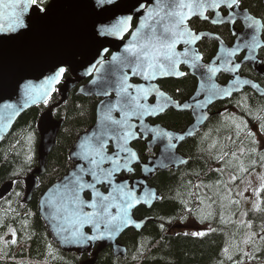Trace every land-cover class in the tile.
<instances>
[{
    "label": "water",
    "instance_id": "95a60500",
    "mask_svg": "<svg viewBox=\"0 0 264 264\" xmlns=\"http://www.w3.org/2000/svg\"><path fill=\"white\" fill-rule=\"evenodd\" d=\"M176 2L177 0H50L44 12H40L37 5L29 7L22 17L24 28L16 32H0V143L11 132L20 116L38 105H44L52 97L61 84L66 69L76 79L66 80L59 88L62 101L68 97L69 92L78 87L82 78L91 80L86 85L79 86L77 94L86 98H102L97 105L95 122L78 136L70 151L69 157L74 167L49 187L38 201L39 216L52 242L62 252L84 255L92 247H96L92 259L83 264H96L99 255L108 248L112 250L114 257L126 258V248L118 243L120 237L128 230L141 232L148 223L153 222L150 218L136 220L133 216L134 210L140 207L151 209L162 200L149 186L148 181L157 172H166L169 169L177 171L188 163L189 160L178 153V148L186 140L193 139L200 133L211 117L209 109L212 105L228 100L244 89L264 97V90L258 83L238 74L240 67L248 64L264 78V67L258 59V51L264 47L261 40V23L258 27L250 26L247 17L251 16L242 12L245 29L238 35L232 47L224 45L215 35L206 32L195 34L189 26L193 18L205 21L207 12L214 14L215 22L221 21L219 10L229 9L226 0H219L220 6L217 8H206L203 17L200 16L199 10L194 11L180 25L181 31L186 29L199 38L190 43L184 42L186 39L191 40L187 35L177 38L175 52L179 54V63L173 69L157 68L155 77L150 76L147 80L141 69L133 72L135 60L132 52L127 49L138 51L149 38L159 36L164 26L176 19L167 15L173 10L172 6ZM204 2L211 3L212 0ZM133 20L136 25L132 30ZM8 22L6 16L0 19V24L5 28ZM202 40L218 44L217 54L209 63L202 61L197 49ZM243 50L246 52L245 59L239 65L233 64L234 56ZM108 52L112 54L105 60ZM61 68L64 72L57 79L56 73ZM181 68L187 69L189 75L197 80L195 93L182 104L171 99L158 84L163 80H178L184 77ZM221 73L230 76L229 82L223 86L216 81ZM122 88L125 90L121 91ZM141 89L149 90L146 97ZM132 97H136V100H132ZM151 100L153 102H150ZM137 103L142 107L137 108ZM145 108L148 109L147 112L144 111ZM153 109L156 111L153 112ZM169 110L190 113L192 124L183 132H172L149 122ZM106 116L111 119H106ZM62 126L63 121L54 119L50 110L44 112L39 119L37 168L25 180L26 204L31 202L37 189L38 177L45 174L46 161ZM125 132L132 135L125 138ZM99 140L105 142V160L100 163L99 169H96L97 179L101 181L97 183L91 174L85 175L81 171L93 167L81 158V145L91 144L98 147ZM139 140L146 141L149 151L157 150L155 158L147 162L140 159L133 148V144ZM121 147L125 150L121 151ZM132 153H135V159H131ZM108 157L119 161V168L111 177L106 176V171L113 169L114 164ZM134 167H139L140 178L134 181L124 180L122 177L118 179L122 175L134 173ZM77 177H82L85 184L95 185L94 189L86 187L80 192V198L86 203H91L93 199L99 203L100 197L108 196L109 200L104 201L105 204L114 202L124 209L127 208V203L131 202L133 206L127 208V219L131 222L120 224L119 231L115 232L107 231L103 221H100L98 226L93 223L73 225L71 219L65 218V185ZM12 187V183L4 184L0 188V198L6 196ZM128 192H131L135 199L129 201L127 196L121 199V196ZM96 193L100 195L96 196ZM86 194L91 196L90 200L85 198ZM84 210L93 211L91 208ZM109 211L112 216L124 215L123 211L118 213L115 207ZM75 227L80 228L82 236L72 237ZM176 229L181 228L178 226ZM89 236H96L97 239L89 240ZM65 237L68 239H64Z\"/></svg>",
    "mask_w": 264,
    "mask_h": 264
},
{
    "label": "trees",
    "instance_id": "16d2710c",
    "mask_svg": "<svg viewBox=\"0 0 264 264\" xmlns=\"http://www.w3.org/2000/svg\"><path fill=\"white\" fill-rule=\"evenodd\" d=\"M48 1L43 0L41 7ZM244 3L256 12L264 10L259 0ZM205 45L204 54L213 52L214 45ZM158 84L178 102L190 98L195 89L189 75ZM262 109L264 98L252 92L214 105L206 127L178 148L188 163L177 171L157 172L148 181L162 199L147 213L153 222L141 232L129 230L123 234L119 242L127 250L125 259L114 257L106 249L96 264H264V190L260 209L247 213L244 219H240L244 208L236 193L237 183L257 170L264 171ZM46 110L52 111L54 119L63 121V126L33 201L27 205L24 184L37 168L38 122ZM93 116L89 99L71 93L62 102L55 93L45 105L20 116L0 143V188L6 183L13 185L0 199V264H83L91 258L93 251L85 256L63 253L51 241L38 214L37 201L44 191L41 186L49 187L72 168L69 153L77 137L93 124ZM156 122L172 132H183L192 120L188 113L168 111ZM133 148L144 160L145 148L137 143ZM134 171L133 177L139 178V169ZM214 191L229 200L227 208L222 205L225 200L217 199ZM192 221L209 227V231L195 237L185 231L167 232L173 226L192 231Z\"/></svg>",
    "mask_w": 264,
    "mask_h": 264
},
{
    "label": "snow or ice",
    "instance_id": "6c2138e0",
    "mask_svg": "<svg viewBox=\"0 0 264 264\" xmlns=\"http://www.w3.org/2000/svg\"><path fill=\"white\" fill-rule=\"evenodd\" d=\"M43 2V0H0V19L8 18L9 22L7 27L3 24H0V32H16L19 29L25 27L23 22V15L27 12L30 6L32 5H39ZM220 6L219 0H212L211 3H205L204 0H198V2H194V0H177V2L172 6L173 10L167 13L168 17H175L176 19L169 25H165L163 28V32L159 36H154L148 39V42L141 45L138 51H133L132 49H127V51L132 52V55L135 60V67L133 68V72L135 73L137 69L142 70V74L144 78L147 80L149 77H155L156 71L155 69L160 68H169L173 69L176 64L179 63L177 59L178 53L175 52V45L177 43L178 37H184L185 35L191 37V40H185V43H190L199 37L193 36L187 30H180V25H182L194 11L199 10V14L201 17L204 16V10L208 7L217 8ZM226 6L228 8H233L238 6V0H226ZM183 9H187L188 11L185 12ZM40 12H44L45 9L43 7H39ZM250 22V26H259L260 22L253 20L251 17H247ZM155 31V30H154ZM253 42H255V37H253ZM187 53H185L186 55ZM116 59V57H113ZM212 72H215V69H209ZM64 72V69L61 68L56 73V78L58 79ZM168 74V73H164ZM178 75H183V73H177ZM131 87V85H128ZM125 89H121L124 91ZM143 91L145 97L148 94L147 89H141ZM132 100H136V97H132ZM136 107H142L139 103L136 104ZM145 112L148 111L147 108L144 109ZM156 111L153 109V112ZM264 111V109H262ZM134 114V113H133ZM106 119H111L110 116H106ZM116 123V122H114ZM239 127V126H237ZM261 128L264 129V122L261 124ZM132 133L125 132L124 137L131 136ZM251 135V133H249ZM31 139V138H29ZM99 139V138H97ZM183 139V137H180ZM105 148V142L103 140H99V146L94 147L91 144L88 145H81L82 149V159L88 161L93 167L89 168L87 171L81 169L85 175L91 174L93 179L96 180L97 183L101 182L97 179V171L99 169L100 163L105 160V156L103 154V149ZM125 149L121 147V151ZM118 155V154H117ZM99 157V159H97ZM107 159L112 160L114 164L113 169H109L106 171V176L111 177L113 172L119 168V161L118 159H113L112 157H108ZM131 159H135V153L131 154ZM130 170V169H129ZM103 171V170H102ZM241 171H246V169L241 168ZM235 179V178H234ZM264 180V177H261ZM86 187L95 188L94 184L88 185L82 181V177H77L75 180L70 181L69 184L65 185L66 191V206H64V212L67 213L66 219H71L73 225L79 224L83 225L84 223H93L94 225L98 226L100 221H103L105 224V229L107 231H119L120 224L130 223L127 219V208H131L133 205L131 202L127 203V208L121 209L119 205L116 203H108L105 204L104 201H108V196L100 197V202L97 203L95 199L91 203H86L80 198V192L83 191ZM260 190H264V184L261 185V189L257 190V193ZM123 193V188L120 189ZM99 196V193L95 194ZM111 195V194H110ZM124 196L128 197V200L131 201L135 199L132 196L131 192L124 193L121 196V199H124ZM113 200L115 198L113 197ZM117 208L118 213L123 211L124 215H117L112 216L109 209L110 208ZM91 208L93 211L87 212L84 209ZM118 221V223H117ZM139 227V225H137ZM66 231L67 229H63ZM72 237L77 238L82 236L83 234L80 232L79 227H75L74 231L72 232ZM194 235H203V233H194ZM64 239H68L65 237ZM89 240L97 239L96 236H89ZM264 240V237H261ZM15 243V241H13ZM244 243H248V240H245Z\"/></svg>",
    "mask_w": 264,
    "mask_h": 264
},
{
    "label": "flooded vegetation",
    "instance_id": "af4514ba",
    "mask_svg": "<svg viewBox=\"0 0 264 264\" xmlns=\"http://www.w3.org/2000/svg\"><path fill=\"white\" fill-rule=\"evenodd\" d=\"M245 0H238V6L237 7H233V8H221L219 10L220 14H221V21H218V22H215L214 21V14L211 13V12H207L206 15H205V18L206 20L205 21H202L200 20L199 18H193L192 21L190 22L192 24V28L190 26V28L192 29V32H194L195 34H199V33H202V32H206V33H209V34H212V35H215L217 36L223 43L224 45H226L227 47H232L233 44L235 43V40L237 39L238 35L241 34L245 27H244V22H243V19H242V16H241V13L242 12H247L252 18H254L255 20H258L260 21L261 23V40L262 42L264 43V10H261L260 12H256L254 11L252 8H249L247 5H245L244 3ZM260 1V4L261 6L264 8V0H259ZM224 20H227L228 22H223ZM230 21H232V24H230ZM135 24V20H133V24H132V27L134 26ZM190 25V24H189ZM205 44H212L214 45L213 47V52H211L210 54H204V51H206V45ZM197 49H198V52L200 53L201 57H202V61L204 63H209L217 54V51H218V44L215 43V42H211V41H207V40H202L198 46H197ZM112 52H108L106 55H105V60L108 59L110 56H111ZM246 57V52L243 50V51H240L236 56H234V63L233 64H236V65H239L242 63V61L245 59ZM258 59L261 60V65L264 67V47L260 48L259 51H258ZM182 72L185 73L184 77L186 75H189V72L186 70V69H181ZM239 76L242 77V78H248L256 83H258L260 85V87L264 90V78L259 76L255 71H254V68H252L250 65L248 64H244L240 67V70L238 72ZM250 74H253V76H250ZM190 76V75H189ZM182 77V78H184ZM192 79H194L195 81V89H194V93H195V90H196V87H197V80L196 78H194L193 76H190ZM73 77L70 75V72L67 71L65 74H64V80H68V79H72ZM180 78V79H182ZM91 78H88V79H81V82L79 84V86L81 85H85L87 84L89 81H90ZM168 80H174V79H168ZM179 80V79H178ZM230 80V76L226 75V74H219L216 78V81L218 84L220 85H226ZM163 81H167V80H163ZM135 83H138L137 81H135ZM78 86V87H79ZM77 87V88H78ZM77 88H75L74 90H72L68 97L70 96L71 93H74L76 96H80L82 98H85V99H89L91 102H92V105H93V109H94V116H93V120L95 122V119H96V110H97V105L100 103L101 99L95 97V96H92V97H83L81 95H78L77 94ZM248 92H252L253 94H255L256 96L260 97L258 94L254 93L253 91L249 90V89H244L242 90L240 93L232 96L230 99L228 100H225L223 102H219V103H224V102H227L231 99H233L234 97H238L244 93H248ZM193 93V94H194ZM192 94V95H193ZM192 97V96H191ZM190 97V98H191ZM188 98V99H190ZM260 98H264V97H260ZM187 99V100H188ZM185 100V101H187ZM183 101V102H185ZM178 102V101H177ZM183 102H179V103H183ZM219 103H216V104H219ZM214 104V105H216ZM212 105V107L214 106ZM212 107L210 108V111L212 109ZM169 111H173V110H169ZM183 113H186V112H183ZM190 115V113H188ZM191 116V115H190ZM161 117V116H160ZM159 117V118H160ZM159 118H157L154 122L151 121L152 124H160L158 122H156ZM192 120V118H191ZM93 122V123H94ZM207 124V123H206ZM93 125V124H92ZM91 125V126H92ZM161 125V124H160ZM162 126V125H161ZM206 127V125L204 126ZM203 127V128H204ZM90 128V127H89ZM202 128V129H203ZM185 130V129H184ZM202 131V130H201ZM181 132V131H180ZM84 133V132H83ZM194 139V138H193ZM137 144H140L141 147L144 149V152H145V158L144 160H142L143 162H147L149 160V158H155L156 157V154H157V150H155L154 152H151L147 149L146 147V141H137L136 142ZM138 153V152H137ZM139 155V154H138ZM140 157V155H139ZM74 165V164H72ZM134 170L135 169H138V167H134L133 168ZM135 173V172H134ZM134 175V174H133ZM133 175H130V176H124L122 175L121 177H124V178H128L129 180L131 181H134V180H137L138 178H134ZM42 177V176H41ZM41 177H38V183H39V180L41 179ZM60 180V179H59ZM57 182V181H56ZM54 184V183H53ZM53 184H51L49 187H51ZM49 187H42L41 186V191H43V193L49 188ZM102 189L105 191V188L102 187ZM37 191V189H36ZM35 191V192H36ZM42 193V194H43ZM41 194V196H42ZM34 196V195H33ZM40 196V198H41ZM33 198V197H32ZM39 198V199H40ZM85 198L87 200H90L91 199V196L89 194H86L85 195ZM33 200H31L32 202ZM39 201V200H38ZM38 201H37V208H38ZM30 202V203H31ZM28 205V204H27ZM154 207V206H153ZM152 207V208H153ZM151 208V209H152ZM151 209H147V208H144V207H140V208H137L136 210H134V213H137V217L134 216V218L136 220H141V219H144V218H150L148 217L149 214L148 211H150ZM39 214V212H38ZM43 222V221H42ZM197 224V223H196ZM45 226V224H44ZM175 226L171 227V228H168L167 229V232H176V231H181V232H187V228H183L182 230H176L174 228ZM46 228V227H45ZM47 231V229H46ZM129 231V230H128ZM134 231V230H133ZM48 233V231H47ZM49 235V233H48ZM123 236V235H122ZM121 236V237H122ZM50 237V236H49ZM120 237V239H121ZM51 239V238H50ZM119 239V241H120ZM52 241V240H51ZM120 243V242H119ZM121 244V243H120ZM92 251H95L96 250V247H92L91 248ZM90 249V250H91ZM110 249V248H108ZM111 250V249H110ZM82 256H85L82 255Z\"/></svg>",
    "mask_w": 264,
    "mask_h": 264
},
{
    "label": "rangeland",
    "instance_id": "374dc122",
    "mask_svg": "<svg viewBox=\"0 0 264 264\" xmlns=\"http://www.w3.org/2000/svg\"><path fill=\"white\" fill-rule=\"evenodd\" d=\"M42 4V3H41ZM261 177H264V171L263 170H257L250 174L247 178H245L240 184L237 183V190L236 193L240 198V201L243 203V212L240 216V219H244L247 215V213H251L252 211H258L261 207V193L263 190H260L257 193V190L261 189V185L264 184V180L261 179ZM233 181V179L231 178ZM215 197L217 196V199H219L220 195L216 191H214ZM212 198V196H211ZM221 199L225 200L224 205L226 208L228 207L229 200H226L225 198L220 197ZM199 224V222L197 221ZM202 224L196 225V221H192L189 223L190 228H192V231L186 232L187 234H190L192 236H202V235H194V233H203L209 231V227H202Z\"/></svg>",
    "mask_w": 264,
    "mask_h": 264
}]
</instances>
